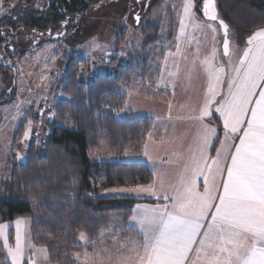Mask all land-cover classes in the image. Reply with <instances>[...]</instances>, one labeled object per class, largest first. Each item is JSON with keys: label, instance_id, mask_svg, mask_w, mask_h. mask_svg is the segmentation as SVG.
I'll return each instance as SVG.
<instances>
[{"label": "trees", "instance_id": "1", "mask_svg": "<svg viewBox=\"0 0 264 264\" xmlns=\"http://www.w3.org/2000/svg\"><path fill=\"white\" fill-rule=\"evenodd\" d=\"M39 1L5 0L17 7L0 18L3 69L13 72L15 68L14 62L5 57L6 51L14 55L18 53L20 58L31 49L27 33L42 35L40 30L47 31L51 26L53 31H59L54 28L59 19L70 14L74 19L93 10L84 0H56V7L50 9L46 4L37 6ZM164 1L151 0V4L160 7ZM216 2L219 14L234 30L240 44L246 43L253 32L264 27V0ZM175 24L173 18L167 36L169 42L175 40ZM160 32L161 20L152 21L142 32V53L132 56L129 66L121 65L114 69L115 72L98 73L91 81L80 77L81 71L89 68V60L82 62L77 57L73 58L67 80L73 100L57 103L55 114L60 120L70 114L75 121L74 128L51 121L49 134L40 145L34 141L31 143L25 160H20L15 153L8 159L6 177L0 182V217L7 220L30 217L32 242L46 247L48 261L52 264H78L76 252L84 247L79 240L80 231H86L91 240H97L111 215L117 213L125 221L132 214L136 202L143 201L130 196H98V183L112 189L147 185L154 180V172L147 162L93 160L89 157L88 146L98 141L101 132L107 135L110 146L118 153L128 145H135L140 150L145 143L153 121L147 116L141 118L129 113L120 116L127 99L126 94L118 91V85L130 79L132 71H147L149 51L152 52L148 48L159 41ZM13 37L15 40L12 42ZM117 41L119 45L123 42L122 39ZM11 43L12 46L9 45ZM112 63H116L115 59L111 65H117ZM13 88L12 82L0 99H10ZM33 113L31 110L29 115L36 125L38 121ZM27 122L28 118L23 120L17 130L18 135L22 134ZM10 232V241L13 242L12 226ZM0 264L5 263L0 261Z\"/></svg>", "mask_w": 264, "mask_h": 264}, {"label": "rangeland", "instance_id": "2", "mask_svg": "<svg viewBox=\"0 0 264 264\" xmlns=\"http://www.w3.org/2000/svg\"><path fill=\"white\" fill-rule=\"evenodd\" d=\"M128 1V4L125 5V0H112L111 4L108 2L104 6L93 7V10L87 11L84 16L74 18L73 25H76L77 29H73V32L70 31L67 35L57 39L43 36L44 38L33 49L26 51L20 58L17 56L18 53L14 55L9 50L6 51L5 57L14 62V73L9 69L2 68V53L0 51V96L3 91L9 89L12 82L14 83L13 90H7L12 93V97L0 99V182L6 177L8 159L11 154L15 153L19 159L23 157L20 160H25L29 154L31 143L34 141L40 145L49 134L48 124L51 121L74 128L75 121L70 114L62 120L57 119L55 114L57 103L73 100V92L67 84L69 79L68 68L72 59L77 57L82 62L89 60V68L84 71L81 69L80 75L81 78L88 81L93 80L98 73H105L107 70L115 72L121 65L129 66L130 58L142 53L140 52L143 43L142 32L152 21L161 20L159 41L148 48L152 52L149 51L151 55L147 71H132L131 78L127 81H121L118 85V91L126 94L127 99L120 116L123 113H129L136 117L147 116L150 118L151 114L162 113L166 111L165 108L167 107L175 109L176 113H179L182 112V108L190 109L195 107L194 104L197 105L204 100L209 82L206 61L213 56L215 50L214 62L218 66L222 65L220 58L223 48L217 44L215 32L213 33L212 29L207 26H201L205 20L202 12L203 3L199 0H193L195 7L190 10V16L185 18L183 17L185 0H165L160 7H153L151 2L147 6L143 5L145 0H141L140 11L139 8H132L133 0ZM44 4L45 0H40L37 6L43 7ZM13 5L14 3H6L3 0L2 5H0V18L11 13L13 11L11 6ZM213 11L217 14L218 19L209 24L218 27L220 25L219 20L224 21V19L219 14L216 0ZM137 13L141 17L139 24L134 20ZM192 14L199 18L194 19ZM173 18L176 20L175 40L169 42L167 36ZM181 19L184 20L185 26L183 34L180 33ZM219 27L221 29V26ZM218 33H220L219 30ZM228 33L230 55L238 60L246 46L238 42L234 30L230 26ZM223 34L224 29L220 33L221 38L224 39ZM119 39L123 41L120 45L117 41ZM14 40L13 37L12 42ZM90 44H99L103 47L99 49L89 48L88 45ZM9 45L12 46V43ZM146 50L144 53H147ZM110 53H115V55L110 56ZM114 59L116 63L112 64H117L115 67L111 65V61ZM225 74H227L226 68ZM170 99L173 102H168ZM167 102L168 105L166 106L165 103ZM31 110L34 111L33 114L38 121L36 125L30 118ZM50 116L53 118L50 119ZM26 118H28V122L25 124L22 134L18 135L17 130ZM29 122H31L33 135L30 140L24 141V132L29 127ZM88 147L89 157L93 160L123 162L140 161L143 158L135 145H128L122 153H118L110 146L108 137L104 132L100 133L97 142L89 144ZM101 184L96 185V189L99 191L97 190L98 192L95 193L98 196H124L128 192L130 195L134 191L126 186L112 189L104 188L101 187ZM138 191L140 190L136 192ZM140 192V194H145L143 191ZM17 219L22 221L20 230L26 243L35 245L36 249H46L45 246H38L32 242V220L30 217L20 216L8 220L0 217V223L10 225L6 229L9 234H11L10 227L12 226L13 237H15V220ZM135 223L136 221L131 220L133 226ZM119 226L124 229L119 231ZM101 229L98 241L91 240L86 231H80L87 237L84 241H81L79 237L85 249L91 245L89 240L93 244L92 250H87L92 254L89 258L90 263L111 254L112 257L117 255V264H122L121 255H135V252L132 251L134 248L133 241H143L144 230L140 227V233L138 229L130 228L127 219L124 221L117 213L111 215L110 220ZM9 242L14 246L15 240L11 242L10 236ZM32 251V249L26 248L25 257L31 255ZM77 254L76 252V257ZM46 255L47 260H49L48 252ZM34 259L37 260V264H44L40 256H35ZM0 261L5 264H12L10 253L3 246L2 236H0ZM108 261L110 260H104V262Z\"/></svg>", "mask_w": 264, "mask_h": 264}, {"label": "snow or ice", "instance_id": "3", "mask_svg": "<svg viewBox=\"0 0 264 264\" xmlns=\"http://www.w3.org/2000/svg\"><path fill=\"white\" fill-rule=\"evenodd\" d=\"M202 2L204 16L217 21L215 0ZM193 7V0H185L183 17H189ZM134 20L139 24V13ZM219 24L224 29L223 54L228 56L229 26L222 19ZM184 32L181 19L180 33ZM246 44L234 65L227 61L230 73L214 62L215 50L206 61L207 94L196 117L200 127L189 162L176 183L161 185L159 192L145 189L163 203L131 217L144 230L143 241H133L135 255H121L122 264H264V27L253 32ZM214 114L222 119L220 127L212 126ZM32 135L29 122L24 141ZM21 223L15 220L14 246L6 231L10 225L0 223L12 264H37L35 256L46 264L47 250L26 243ZM86 239L80 233V240ZM26 248L33 250L27 257Z\"/></svg>", "mask_w": 264, "mask_h": 264}, {"label": "crops", "instance_id": "4", "mask_svg": "<svg viewBox=\"0 0 264 264\" xmlns=\"http://www.w3.org/2000/svg\"><path fill=\"white\" fill-rule=\"evenodd\" d=\"M203 3V2H202ZM194 19L199 18L197 15L192 14ZM206 20V21H205ZM201 26H207L209 28L215 29V36L217 37V44L223 48V38H221L220 33H222V25L220 27L214 25L212 26L209 24L211 20L205 17ZM200 22V21H199ZM216 26V27H215ZM218 30L220 33H218ZM247 42V41H246ZM243 46L247 47V44H243ZM230 47V44H229ZM238 53V52H237ZM239 55V54H238ZM222 58V59H221ZM220 58V63L225 66L226 72L230 73L231 67L228 65L227 61L231 59L232 64L234 65L237 60H235L233 55L225 56L222 53ZM226 79V77H225ZM168 102H173V100H169ZM168 102L165 103L166 106ZM195 107H191L190 109H185L187 107L182 108V112L176 113L175 109H171L170 107L165 108L166 111L162 113L155 112L151 114L150 118L153 121V126L149 131V135L147 140L143 144L144 146L140 148L142 159L140 161L147 162L152 168L154 172V180L147 185H135L132 188L133 193L129 195V192L124 196H130L138 199H142L143 201L136 202V206L127 219V224L130 228L134 227L140 231V225L136 222L133 226L131 224V217L136 215L137 213L145 212L149 207L155 206L158 203H163V201L157 200L155 197L149 195L145 192V189L149 191L155 190L159 192L161 190V185L168 186L169 184H174L178 181L179 177L183 174V170L185 165L189 162V154L190 149L192 148L196 137L199 132L200 121L196 118L198 115V110L203 106V100L199 102L197 105L194 104ZM160 112V111H159ZM144 118V117H141ZM160 120V121H159ZM208 123V121H205ZM212 126L213 127H220L222 124V119L219 118V114H214L212 118ZM220 139H223V134L220 133ZM217 143V144H216ZM216 147H219V142L214 141ZM215 153L213 152L212 155ZM143 187V188H138ZM105 188V187H104ZM137 190L145 192V194H140L141 192ZM113 196V195H112ZM107 196V197H112ZM119 197H124L121 195H117ZM145 200V201H144ZM141 206L139 209L137 206ZM119 231L124 229L122 226H119ZM140 238V237H139ZM98 241V240H93ZM93 248V244L89 246V250L91 251ZM83 247L79 252H77L78 257V264H117V255L114 257L111 254H107L108 256H104L101 259H96L92 263L89 262V258L91 257V252H88ZM109 251V250H108ZM85 253L88 255L86 256ZM110 260L108 262H104V260ZM48 261V260H47ZM98 261V262H97ZM104 262V263H103ZM118 262V260H117ZM48 264H52L48 261Z\"/></svg>", "mask_w": 264, "mask_h": 264}, {"label": "flooded vegetation", "instance_id": "5", "mask_svg": "<svg viewBox=\"0 0 264 264\" xmlns=\"http://www.w3.org/2000/svg\"><path fill=\"white\" fill-rule=\"evenodd\" d=\"M55 1L56 0H45V4L46 6L50 9V8H55L56 7V4H55ZM85 3L90 7V8H93L95 6H104V4H107L108 2H112V0H84ZM140 1L141 0H133V5H132V8H139L138 10L140 11L141 7L142 6L140 4ZM143 1V0H142ZM125 5L128 4V0H125ZM151 2V0H145V3L143 5H149V3ZM74 20L73 17L70 15H66L64 18L62 19H59V22H58V25L55 26L54 28L58 29L59 31H53L51 29V27L49 29H47V31L45 30H40L42 36H49V37H52L54 34H59L61 32H65V35H67L68 33L73 32V29H77V26L76 25H73L74 23ZM51 24V23H50ZM73 27L70 29V26Z\"/></svg>", "mask_w": 264, "mask_h": 264}, {"label": "built area", "instance_id": "6", "mask_svg": "<svg viewBox=\"0 0 264 264\" xmlns=\"http://www.w3.org/2000/svg\"><path fill=\"white\" fill-rule=\"evenodd\" d=\"M41 13H39L40 15ZM26 36L31 39L32 45L36 46V43L38 42L39 36L35 35L34 33H27Z\"/></svg>", "mask_w": 264, "mask_h": 264}, {"label": "water", "instance_id": "7", "mask_svg": "<svg viewBox=\"0 0 264 264\" xmlns=\"http://www.w3.org/2000/svg\"><path fill=\"white\" fill-rule=\"evenodd\" d=\"M65 35V32H61V33H59V36L57 35V34H54L53 36H52V38L53 39H57V38H59V37H63Z\"/></svg>", "mask_w": 264, "mask_h": 264}]
</instances>
